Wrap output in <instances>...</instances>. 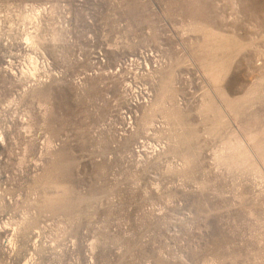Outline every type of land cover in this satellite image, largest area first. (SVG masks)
Returning a JSON list of instances; mask_svg holds the SVG:
<instances>
[{"label":"rangeland","instance_id":"1","mask_svg":"<svg viewBox=\"0 0 264 264\" xmlns=\"http://www.w3.org/2000/svg\"><path fill=\"white\" fill-rule=\"evenodd\" d=\"M0 264H264V0H0Z\"/></svg>","mask_w":264,"mask_h":264}]
</instances>
